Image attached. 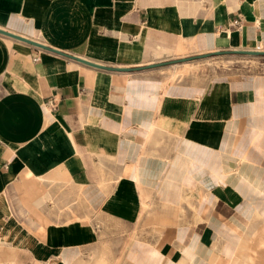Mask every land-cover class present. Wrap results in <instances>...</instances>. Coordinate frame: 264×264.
Masks as SVG:
<instances>
[{
    "label": "crops",
    "instance_id": "obj_1",
    "mask_svg": "<svg viewBox=\"0 0 264 264\" xmlns=\"http://www.w3.org/2000/svg\"><path fill=\"white\" fill-rule=\"evenodd\" d=\"M0 28L127 68L0 33V264H264V75L197 57L264 51V0H0Z\"/></svg>",
    "mask_w": 264,
    "mask_h": 264
},
{
    "label": "rangeland",
    "instance_id": "obj_2",
    "mask_svg": "<svg viewBox=\"0 0 264 264\" xmlns=\"http://www.w3.org/2000/svg\"><path fill=\"white\" fill-rule=\"evenodd\" d=\"M208 57L210 58L203 60L202 64L210 67L212 72L217 75H225L230 77L237 75H264V55L250 56L214 54ZM180 69L183 68L173 67L170 69V80H172L178 74V70Z\"/></svg>",
    "mask_w": 264,
    "mask_h": 264
},
{
    "label": "water",
    "instance_id": "obj_3",
    "mask_svg": "<svg viewBox=\"0 0 264 264\" xmlns=\"http://www.w3.org/2000/svg\"><path fill=\"white\" fill-rule=\"evenodd\" d=\"M0 33H2L4 35H7L9 37L15 38V39L22 40L24 42H27V43L32 44V45L37 46V47H41V48L48 49V50H51V51H54V52H57V53H61V54L65 55V56H67L69 58L78 60L80 62L89 64V65H92V66H95V67H99V68H109V69H118V70L127 69V68H123V67H116V68L115 67H108V66H105V65H102V64H99V63H96V62L89 61L87 59L78 57L76 55L64 53V52L59 51V50H57L55 48L49 47V46H47V45H45L43 43H40V42L34 41L32 39H29V38H26V37L17 35L15 33H12L10 31H7V30L2 29V28H0ZM214 54H216V55L239 54V55L263 56L264 55V51H260V50H243V49H237V50H221V51H215L213 53L198 55L197 57H208V56L214 55ZM186 59L188 60V58H186ZM163 64L164 63H159L158 65H163ZM152 66H156V65H152Z\"/></svg>",
    "mask_w": 264,
    "mask_h": 264
},
{
    "label": "built area",
    "instance_id": "obj_4",
    "mask_svg": "<svg viewBox=\"0 0 264 264\" xmlns=\"http://www.w3.org/2000/svg\"><path fill=\"white\" fill-rule=\"evenodd\" d=\"M240 19H237L233 22L234 26L240 27ZM37 60V58H36ZM46 105L50 108V109H56L58 106V100L56 99V97H51L50 99H48V101L46 102Z\"/></svg>",
    "mask_w": 264,
    "mask_h": 264
},
{
    "label": "bare ground",
    "instance_id": "obj_5",
    "mask_svg": "<svg viewBox=\"0 0 264 264\" xmlns=\"http://www.w3.org/2000/svg\"><path fill=\"white\" fill-rule=\"evenodd\" d=\"M250 56H254V55H250Z\"/></svg>",
    "mask_w": 264,
    "mask_h": 264
}]
</instances>
